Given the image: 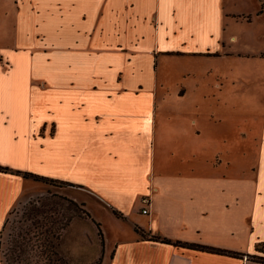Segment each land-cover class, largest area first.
<instances>
[{
	"label": "crops",
	"instance_id": "obj_1",
	"mask_svg": "<svg viewBox=\"0 0 264 264\" xmlns=\"http://www.w3.org/2000/svg\"><path fill=\"white\" fill-rule=\"evenodd\" d=\"M224 2L15 0L16 38L36 40L28 53L0 49V167L9 169L0 172V237L17 208L49 191L29 174L71 185L53 192L89 215L67 230L87 261L96 246L104 264H263L143 237L264 257V121L258 133L248 128L261 141L257 168L247 170L251 146L242 164L230 152L221 160L216 129L205 132L193 106L173 108L184 86L163 95L158 109L161 57L235 54L222 50L236 43L221 35ZM183 75L198 87L196 72ZM204 133L214 145L209 155ZM115 211L132 227L130 239L108 237L107 221L121 222Z\"/></svg>",
	"mask_w": 264,
	"mask_h": 264
},
{
	"label": "rangeland",
	"instance_id": "obj_2",
	"mask_svg": "<svg viewBox=\"0 0 264 264\" xmlns=\"http://www.w3.org/2000/svg\"><path fill=\"white\" fill-rule=\"evenodd\" d=\"M14 3L15 0H0V49L21 47L28 53L34 49L36 38L35 35L20 41L16 38L18 17ZM223 12L225 28L221 30V35L225 39L236 37V43L222 50L235 54L222 58L197 57V61L187 57L175 61L161 57L158 109L161 113L163 95H170L171 92L172 95L178 94L184 86L187 90L185 97L175 102L173 108L184 113L193 106V110L197 109L201 116L198 120L204 131L216 129L220 135L221 160H226L230 152L229 156L235 157V164H242L246 160L243 149L245 145L251 146V156L245 167L251 170L257 168L254 148L261 140L255 134H246L248 128H254L253 132H257L264 121V86L259 80L264 79V0H225ZM28 26L31 32L34 22H29ZM32 34H35L34 31ZM255 54L260 57L255 59ZM192 71L196 72L199 84L195 88L189 85L193 83L192 78H184L183 75ZM164 76L172 80V86L165 85ZM182 80L187 86L178 85ZM188 86L196 92L190 91ZM183 124H186L185 120ZM211 142L210 136L204 133L205 155H209L214 147ZM229 146L231 151L228 150ZM42 183L49 187L48 193L20 206L8 219L3 231L2 250L9 253L13 241L18 240L25 242L23 247L27 250V261L23 264H104L96 246L90 251L89 262L68 242L74 239V234L67 232L71 222L79 215H86L78 211L68 197L53 192V189L65 186ZM119 218V224L107 221L108 237L113 239L119 235V238L130 239L132 227L123 220L122 214H119ZM103 236L99 235L102 245Z\"/></svg>",
	"mask_w": 264,
	"mask_h": 264
},
{
	"label": "trees",
	"instance_id": "obj_3",
	"mask_svg": "<svg viewBox=\"0 0 264 264\" xmlns=\"http://www.w3.org/2000/svg\"><path fill=\"white\" fill-rule=\"evenodd\" d=\"M0 172H9V169L6 168H2L0 167ZM25 176L27 177H31L36 181L39 182H44V183H51L53 185H59V186H71L68 183H63V182H57V181H52L46 178H41V177H37V176H33V175H29V174H25ZM71 203H73L74 205H76L75 207L77 208L78 211L83 212L86 216H89L87 214V212L84 211V207L83 206H79L77 203H75L74 201H69ZM115 215L119 216L118 212H114ZM81 216V215H79ZM8 221V220H7ZM69 222V221H68ZM7 224V223H6ZM3 227L2 231H1V237H0V263L3 264H23L25 261H27V258L25 257L27 254V250L23 247L25 245V242L21 243L18 240H14L12 245L9 248V253H6L2 250V237H3V231L6 227ZM68 226V225H67ZM99 227V235L102 237L103 234L100 230V225H98ZM18 236L20 237V234H18ZM143 237L147 240L150 241H155V242H160L163 244H169V245H173L175 247H179V248H185V249H193V250H199V251H203V252H208V253H213V254H218V255H226V256H230V257H234V258H240V259H244V257H247L249 260L251 261H255V262H260L264 264V257H258V256H251V255H244L241 253H237V252H233V251H227V250H222V249H217V248H212V247H208V246H200V245H192V244H187V243H182V242H173L171 240L168 239H162L160 237H155V236H151L148 234L143 233ZM22 238V237H21ZM59 238H57V240H59ZM24 241V239H23ZM52 245V244H51ZM52 248H54V246L52 245ZM259 252H262L264 254V246H261L260 248H258ZM55 254V253H54ZM60 263H62L61 260H58ZM51 264V263H50Z\"/></svg>",
	"mask_w": 264,
	"mask_h": 264
},
{
	"label": "built area",
	"instance_id": "obj_4",
	"mask_svg": "<svg viewBox=\"0 0 264 264\" xmlns=\"http://www.w3.org/2000/svg\"><path fill=\"white\" fill-rule=\"evenodd\" d=\"M143 202H144L145 207L143 208L142 213L147 214V207L149 206L150 202L148 199H144Z\"/></svg>",
	"mask_w": 264,
	"mask_h": 264
}]
</instances>
